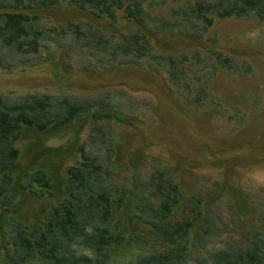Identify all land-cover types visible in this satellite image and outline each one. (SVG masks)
I'll use <instances>...</instances> for the list:
<instances>
[{
    "label": "rangeland",
    "instance_id": "1",
    "mask_svg": "<svg viewBox=\"0 0 264 264\" xmlns=\"http://www.w3.org/2000/svg\"><path fill=\"white\" fill-rule=\"evenodd\" d=\"M186 1L146 0L143 7L151 16L170 18L171 10ZM117 12L115 23L67 4L59 10L43 9L39 15L49 26L81 21L100 30L110 24L132 29L123 11ZM149 36L158 54L189 57L185 65H178L186 69L178 81L181 88L157 67L156 73L145 68L157 66L149 60L143 66L90 71L79 69L75 56L71 68L63 70L64 50L26 72H0V95L7 102L49 94L55 106L67 101L88 107L69 125L22 129L14 145L19 153L11 170L14 179L19 182L26 172L40 169L51 180L52 196L21 192L12 215L31 227L41 224L45 214L64 201L67 170L81 162L78 147L83 145L113 172L108 184L145 194L157 191L159 183L176 185L181 195L168 219L179 224L192 221L190 243L196 242L199 224L207 216L216 219L218 243L243 241L247 231L264 235V19L216 17L200 40L178 30ZM186 83L192 91L183 88ZM204 87L208 97L200 106L194 98ZM127 213L122 207L115 220L127 218ZM5 215L11 216L2 212L1 219ZM135 225L130 223V228ZM127 243L110 248L112 261L166 247L145 232L134 245ZM202 250L206 252L194 246L192 258Z\"/></svg>",
    "mask_w": 264,
    "mask_h": 264
},
{
    "label": "trees",
    "instance_id": "2",
    "mask_svg": "<svg viewBox=\"0 0 264 264\" xmlns=\"http://www.w3.org/2000/svg\"><path fill=\"white\" fill-rule=\"evenodd\" d=\"M145 1L0 0V72H26L57 57V50H64V59L60 60L63 70L71 68L69 62L75 56L82 61H76L79 69L90 71H109L116 65L143 66L149 60L157 66L145 68L155 73L158 68L181 88L178 81L186 69L178 65H185L189 57L158 54L150 44V34L178 30L200 40L216 17L264 19V0H189L173 8L170 18L149 15L143 7ZM63 4L99 20L107 17L113 23L117 11H123V17L134 26L125 31L114 24L103 30L94 29L81 21H70L60 27L44 24L39 11L59 10ZM107 30L109 35L104 33ZM115 33L120 37L116 38ZM189 83L183 87L188 92L193 89ZM205 97L208 95L204 87L194 100L201 106L202 98V105L206 103ZM87 109L85 104L67 101L55 106L49 94H28L13 102L0 95V264H264V235L258 230L247 231L246 241L218 243L216 219L207 216L199 224L196 242L190 243L192 221L179 224L168 219L181 195L176 185L164 187L159 183L157 191L145 194L141 190L130 192L111 181L108 184L107 178L113 172L83 145L78 147L81 162L67 170L62 186L64 201L54 205L36 226L16 220L11 207L21 192L36 198L52 196L51 180L40 169L26 172L19 182L14 179L11 170L19 157L14 145L22 129L60 128ZM199 202L198 199L196 203ZM122 207L128 209L127 218L115 220ZM2 212L10 214V218L5 215L1 219ZM130 223L136 225L130 228ZM141 226L148 229L143 231ZM143 232L166 247L124 262L111 260V247L125 242L134 245ZM194 244L206 252L202 250L200 256L192 258L191 250L197 247Z\"/></svg>",
    "mask_w": 264,
    "mask_h": 264
}]
</instances>
